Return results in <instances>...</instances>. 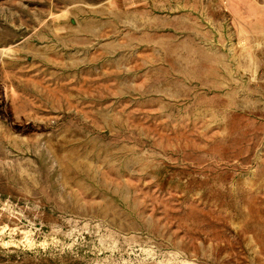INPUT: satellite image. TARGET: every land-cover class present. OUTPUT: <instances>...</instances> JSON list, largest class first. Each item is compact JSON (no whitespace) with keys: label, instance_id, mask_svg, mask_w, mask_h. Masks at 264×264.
Masks as SVG:
<instances>
[{"label":"rangeland","instance_id":"374dc122","mask_svg":"<svg viewBox=\"0 0 264 264\" xmlns=\"http://www.w3.org/2000/svg\"><path fill=\"white\" fill-rule=\"evenodd\" d=\"M0 264H264V0H0Z\"/></svg>","mask_w":264,"mask_h":264}]
</instances>
